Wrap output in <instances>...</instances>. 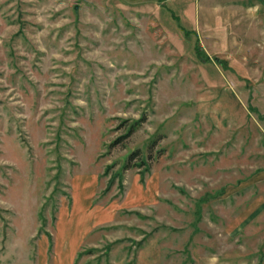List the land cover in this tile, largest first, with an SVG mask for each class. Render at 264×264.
Masks as SVG:
<instances>
[{
	"label": "rangeland",
	"instance_id": "374dc122",
	"mask_svg": "<svg viewBox=\"0 0 264 264\" xmlns=\"http://www.w3.org/2000/svg\"><path fill=\"white\" fill-rule=\"evenodd\" d=\"M62 238L264 264V0H0V264Z\"/></svg>",
	"mask_w": 264,
	"mask_h": 264
},
{
	"label": "crops",
	"instance_id": "0c3cea01",
	"mask_svg": "<svg viewBox=\"0 0 264 264\" xmlns=\"http://www.w3.org/2000/svg\"><path fill=\"white\" fill-rule=\"evenodd\" d=\"M73 214H71V216H73ZM73 238L70 240L71 243L69 242V239L62 238V243H61L62 247L60 246L62 252L59 255L61 258L59 259L58 264H61V263L65 264V263H63V261H64V255H66V254H67L68 258L70 259L68 264H74V258L75 259L77 258L79 251L77 252V248L75 247L76 245H74V243H73L74 242Z\"/></svg>",
	"mask_w": 264,
	"mask_h": 264
},
{
	"label": "trees",
	"instance_id": "16d2710c",
	"mask_svg": "<svg viewBox=\"0 0 264 264\" xmlns=\"http://www.w3.org/2000/svg\"><path fill=\"white\" fill-rule=\"evenodd\" d=\"M196 48H197V52H198V54L201 55V53H202L204 50H203L199 45H197ZM142 120H143V119H140V120H138V121H135V123H132V124L129 126L126 135L131 134V133H132V132H133V131H134V130H135V129L141 124ZM154 142H155V141H154ZM140 152H141V151H140ZM140 152H139V150L134 151V153L131 155V157H133V156H135V155H138ZM137 164H138L139 166H145V165L147 164V157L142 156L141 160H140ZM130 166H131V165H130V163H129L128 161L125 162V164L123 165V170L129 168ZM79 255H80V252L78 253L77 256H79Z\"/></svg>",
	"mask_w": 264,
	"mask_h": 264
},
{
	"label": "bare ground",
	"instance_id": "6f19581e",
	"mask_svg": "<svg viewBox=\"0 0 264 264\" xmlns=\"http://www.w3.org/2000/svg\"><path fill=\"white\" fill-rule=\"evenodd\" d=\"M86 191V188H82L81 192L84 193Z\"/></svg>",
	"mask_w": 264,
	"mask_h": 264
},
{
	"label": "water",
	"instance_id": "95a60500",
	"mask_svg": "<svg viewBox=\"0 0 264 264\" xmlns=\"http://www.w3.org/2000/svg\"><path fill=\"white\" fill-rule=\"evenodd\" d=\"M77 8V7H76Z\"/></svg>",
	"mask_w": 264,
	"mask_h": 264
}]
</instances>
